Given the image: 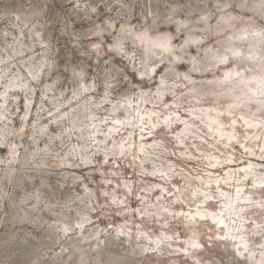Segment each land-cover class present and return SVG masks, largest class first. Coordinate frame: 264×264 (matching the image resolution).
Returning a JSON list of instances; mask_svg holds the SVG:
<instances>
[{
	"label": "clouds",
	"instance_id": "clouds-1",
	"mask_svg": "<svg viewBox=\"0 0 264 264\" xmlns=\"http://www.w3.org/2000/svg\"><path fill=\"white\" fill-rule=\"evenodd\" d=\"M0 264H264V0H0Z\"/></svg>",
	"mask_w": 264,
	"mask_h": 264
}]
</instances>
